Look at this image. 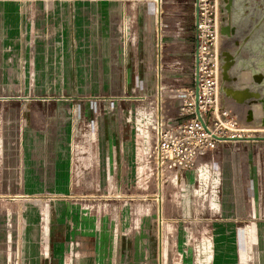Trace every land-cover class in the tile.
<instances>
[{
  "label": "rangeland",
  "instance_id": "374dc122",
  "mask_svg": "<svg viewBox=\"0 0 264 264\" xmlns=\"http://www.w3.org/2000/svg\"><path fill=\"white\" fill-rule=\"evenodd\" d=\"M16 2L21 32L0 15V264H95L86 235L104 264H264V142L216 144L181 174L155 164L193 81L190 59L182 81L159 75L153 27L148 59L128 12L143 0ZM101 3L118 12L106 46ZM233 107L232 137L264 136Z\"/></svg>",
  "mask_w": 264,
  "mask_h": 264
},
{
  "label": "crops",
  "instance_id": "0c3cea01",
  "mask_svg": "<svg viewBox=\"0 0 264 264\" xmlns=\"http://www.w3.org/2000/svg\"><path fill=\"white\" fill-rule=\"evenodd\" d=\"M16 1L18 0H4V2L0 4V15L5 19L3 20L4 23L6 22V25L4 26L5 32L18 33L22 30L24 17L23 11L20 4ZM134 1L138 2V0ZM160 1L162 9L161 19L165 27V37L163 39L165 51V56L163 58L165 60L162 62L164 67L163 73L166 77H169L168 79L180 82L183 80L182 71L184 70V64L187 63L186 61H188V59L191 60L188 52L189 50H192L191 52H193L194 47L192 0ZM226 1L227 0H220L219 28L226 24H228L230 28L234 25L243 27L241 41H239L240 57L238 59V67L232 71L231 76L239 73L241 77L243 76L246 82L248 81V84L252 89L259 88L261 89V92H264V0H231L230 4H228V11L224 9L227 4ZM222 2H225V4ZM153 8L154 0H143L140 7L139 5L136 6L134 3V8L131 9V7H129L128 10L129 14L134 17L135 24L142 30L141 47L144 51L146 48H149V60L151 58V37L149 35L152 27L154 29ZM114 10L113 7H109L107 4L102 3L100 6H97V9L95 10L96 15L99 18L98 27L100 26V31H98V41L100 42H108L106 35L107 24H112L115 20L114 17L118 16V12H115ZM140 18H142L141 21ZM147 38H149V44ZM5 41L6 43L8 42L7 40ZM228 41L227 38L220 36L219 45L221 50L228 48L225 46ZM106 43L101 42L103 46H106ZM8 48L9 47L6 44V49ZM107 50L109 49L107 48ZM106 55H109V51H107ZM134 63H136V61ZM254 77L259 78L258 84L253 82ZM136 78H138L136 77V73H133L132 79ZM221 103L222 106L229 109V111H232V108H234L233 106H235L230 100L224 97H221ZM256 198V203L259 202L261 205H264L263 194L259 195V193H257ZM241 202L243 203V201ZM230 205L231 202L229 205L227 204L228 207H230ZM83 239H85L82 243L83 248L86 247V250L81 253V256L92 258L95 264H104L103 260L100 258V250L102 249L101 244V248H99V243L88 244V239L91 242H94V240L97 241L98 238L86 235ZM88 246H91L92 248L89 250ZM95 248L97 249L95 250ZM44 256L45 255H39L38 264L44 263Z\"/></svg>",
  "mask_w": 264,
  "mask_h": 264
},
{
  "label": "built area",
  "instance_id": "2783aa9c",
  "mask_svg": "<svg viewBox=\"0 0 264 264\" xmlns=\"http://www.w3.org/2000/svg\"><path fill=\"white\" fill-rule=\"evenodd\" d=\"M192 8L194 43H197V66L193 51L190 71L194 83L197 70L198 109L201 121L195 114L194 88L186 87L177 90L178 108L182 115L187 116V120L182 123L164 125L159 132L156 131L153 158L160 173L168 172L176 175L187 172L198 158L204 156L216 144L228 143L217 141L214 137L225 139L239 134L236 133L233 114L222 106V96L219 92L220 0H192ZM195 8H197V14H195ZM153 13L159 75H162L165 27L161 19L160 0H154Z\"/></svg>",
  "mask_w": 264,
  "mask_h": 264
},
{
  "label": "water",
  "instance_id": "95a60500",
  "mask_svg": "<svg viewBox=\"0 0 264 264\" xmlns=\"http://www.w3.org/2000/svg\"><path fill=\"white\" fill-rule=\"evenodd\" d=\"M197 1V0H196ZM231 0L226 1L225 10H229V5ZM225 4V2H222ZM195 14H197V8H195ZM243 27L241 26H228V24L223 25L219 28V35L227 38L229 41L225 45L227 49L220 50V86L219 92L222 97L230 100L235 106H239L245 109L248 115V121L254 122L251 117V107L253 105H259L262 111V116L258 118L255 123L260 127L264 128V92L261 89L252 87L249 84L243 85L241 83V76L238 74L231 76L233 70L238 67V59L240 57V42L242 37ZM194 55L195 64L197 66V43H194ZM259 78L254 77L253 82L258 84ZM194 103H195V114L199 121V109H198V82H197V70L194 76ZM217 141H246V142H264V136L256 138H225L220 139L214 137ZM160 232H158V235ZM158 254L160 256V242H158Z\"/></svg>",
  "mask_w": 264,
  "mask_h": 264
},
{
  "label": "bare ground",
  "instance_id": "6f19581e",
  "mask_svg": "<svg viewBox=\"0 0 264 264\" xmlns=\"http://www.w3.org/2000/svg\"><path fill=\"white\" fill-rule=\"evenodd\" d=\"M241 83L243 84V85H245V84H248V81L246 82L245 81V79L243 78V76L241 77ZM253 106H259V105H253ZM252 106V107H253ZM259 108H260V106H259ZM260 110H261V108H260ZM252 114V113H251ZM261 116H262V111H261ZM261 116H259V117H257V118H255V117H253V115L251 116L253 119H254V124H256L257 126H259L257 123H255V121H257L258 120V118H260ZM248 118V117H247ZM229 138H235V139H238V138H236V137H229ZM239 138H241V137H239ZM232 142H241V141H232ZM205 175V174H204ZM207 175V174H206ZM205 175V176H206ZM215 175V174H214ZM203 178V177H202ZM204 180H205V182H206V178L204 177ZM203 183H204V181H202ZM208 182V181H207ZM205 184V183H204ZM205 186H207V185H205ZM214 186V185H213ZM212 186V187H213ZM208 187V186H207ZM211 187V188H212ZM199 195V194H198ZM160 224V223H159ZM161 227V226H160ZM161 231V230H160ZM161 244V243H160ZM162 251H160V253H161ZM162 256V255H161ZM162 258V257H161ZM161 263V262H160Z\"/></svg>",
  "mask_w": 264,
  "mask_h": 264
}]
</instances>
